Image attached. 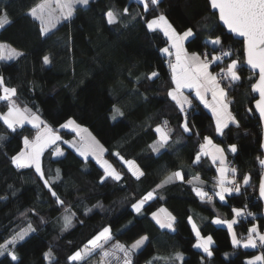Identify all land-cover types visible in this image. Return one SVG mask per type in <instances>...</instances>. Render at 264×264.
<instances>
[{
  "label": "trees",
  "instance_id": "trees-1",
  "mask_svg": "<svg viewBox=\"0 0 264 264\" xmlns=\"http://www.w3.org/2000/svg\"><path fill=\"white\" fill-rule=\"evenodd\" d=\"M41 1L0 0V10L6 9L11 21L0 29V41L26 53L18 60L0 61V75L5 78L6 86L17 89L14 99L19 106L38 110L41 119L64 138L75 136L74 132L59 128L68 118L88 128L106 149L105 158L124 174V179L101 185L99 177L103 170L94 159L84 162L73 148L61 142L57 146L63 145V157L56 158L54 149H47L42 158L45 177L55 176L56 169H60L62 179L54 190L77 216L75 226L61 232L59 218L63 209L55 204L34 168L17 169L10 162L24 147L23 137H34L36 129L25 124L12 132L0 121V135L5 137L0 140V243L10 238L13 230L26 227V222L30 221L37 231L17 249L23 264H70L69 255L83 249L89 239L111 225L113 240L105 245L106 249L117 240L131 244L141 235L150 238L151 242L134 257L135 264H148L154 258H159L155 264H169L166 258L176 251L184 253L186 264H201L204 254L192 246L195 236L187 222L191 215L203 234H211L215 240L214 255L203 264H244L251 256L264 253L262 247L232 248L226 226L211 223L217 215L231 219L232 207L247 205L254 218L240 220L234 226L238 236L246 237L253 223L264 230L263 203L258 196L263 170L257 159L263 157L262 125L253 107L257 97L251 89L257 75L245 66L240 72L241 80L228 90L230 110L239 121V128L230 125L231 131L226 130V136H216L212 112L194 99L188 113L193 132L185 134L178 127L183 114L166 95L171 72L166 59L158 52L166 46V38L161 32L147 31L141 19V16L151 19L164 13L178 32L193 26L200 31V40L195 44L186 42L190 51L203 50L197 45L211 38L208 30H212L213 35L223 33L225 49L235 54L232 58L244 61L242 40L227 33L207 0H162L158 7L150 6L147 13L136 0H92L87 9L78 5L72 19L57 24L47 39L39 37L38 22L26 14ZM124 7L129 8L130 15L117 25H107L104 13L112 9L120 14ZM42 54L50 56V65L42 64ZM153 70L160 73V78L145 79V74ZM113 105L124 112L116 122L108 118ZM7 107L8 102L1 100L0 111H6ZM164 120L174 130L173 143L165 154L157 155L148 146L155 139L153 129ZM197 132L200 135H196ZM203 136H212L224 147L237 144L236 154H226L231 166L238 169V180L242 181L244 174L251 176L246 192L242 188L243 194L226 197L224 202L214 196L213 203L208 204L191 191L193 185L187 181L198 177L204 182L205 190L212 194L218 175L217 166L209 157L193 165ZM177 139L179 143H175ZM115 152L125 159L135 160L145 175L140 180L132 177L122 162L111 155ZM176 170L184 173V182L175 181L161 189L142 214L132 212L131 204L135 199ZM98 201L103 208L92 207ZM160 207L176 216L174 233L160 229L151 219L150 213ZM85 208L92 211L84 215ZM30 209H35L38 215H32ZM40 217L44 218L43 223ZM49 247L53 250L51 262L43 257ZM95 252L94 256L104 259L106 264H116L112 258L103 257L102 250ZM225 253L229 255L225 257ZM0 260L7 264L3 257ZM87 261L84 259L77 264H87Z\"/></svg>",
  "mask_w": 264,
  "mask_h": 264
},
{
  "label": "snow or ice",
  "instance_id": "snow-or-ice-1",
  "mask_svg": "<svg viewBox=\"0 0 264 264\" xmlns=\"http://www.w3.org/2000/svg\"><path fill=\"white\" fill-rule=\"evenodd\" d=\"M55 2L56 8L60 11L59 17L54 15L56 9L52 7L51 0H43L42 3L29 9L28 13H26L31 19L38 22V35L41 39L49 37L52 29L60 19L70 21L78 5L87 9L92 0H55ZM136 2L142 5L143 11L147 13L150 11V6H153V8L158 7L162 0H136ZM207 4L211 10H214L213 15L218 14V20L222 22V27L227 30V33L243 38L244 61L232 58L235 54L225 49L222 39L223 33L213 35L212 30H208L211 38L206 39L203 45H197L203 50L190 51L186 46V42L195 44L200 40V31L193 26L178 32L164 13L155 15L151 19L141 16V19L147 31L152 33L161 32L166 37V46L159 48L158 52L166 59L171 72L170 86L166 95L171 101L175 102L179 112L183 114V120L178 127L185 134L193 132L194 125L190 124L188 113L195 99L203 104L205 108L211 110L215 121V134L220 137L226 136V130L231 131L230 125H234L237 128L240 126L237 118L229 111V102L226 98L229 88L235 82L241 80L240 72L245 66L258 72V79L251 84V89L259 94V99L255 100V111L259 113L260 122L264 123V0H207ZM129 15L128 7H124L120 14L108 9L104 13V19L107 25L112 26L121 23ZM133 20H136V17H133ZM10 23L7 10H0V28ZM25 56V52L19 51L5 43H0V61H14ZM41 61L45 66L51 64L50 56L47 54L41 55ZM215 69H218V71ZM144 78L149 81H155L160 78V73L153 70L146 73ZM185 90H189L190 94L194 92V97L190 99L189 95L185 94ZM0 92H2L0 100L8 102L7 112L0 114V121L6 125L7 129L16 132L18 127L22 128L26 123L31 124L32 128L36 129L34 137H23L24 147L10 158V162L17 169L34 168L35 173L43 181V186L54 198L55 204L63 209L62 216L59 219L62 221L61 232H66L75 226L74 221L77 216L70 207L66 206V201L54 190L56 183L62 179L60 169H56L55 176L45 177V172L41 166V157L45 150L52 148L56 158L63 157L64 152L57 146L58 142H61L74 148L84 162H87L88 158L92 157L103 170L102 175L99 177L101 185L109 181L119 183L124 179V174L118 171L108 159L104 158L106 149L88 128L78 123L76 119L68 118L59 125L60 129L70 130L76 134V139L64 140L55 129L41 119L38 110L33 111L16 103L14 98L17 95V89L6 86L3 75H0ZM209 95L211 97L210 100ZM109 111L110 116L108 118L113 122H116L118 117L124 116V112L115 105ZM248 111L252 112L253 109ZM153 132L155 139L148 147L157 155L165 154L172 146L174 130L168 126V121L164 120L155 126ZM195 134L200 135L198 132ZM4 138L3 135H0V140ZM175 143H179V139ZM260 148L264 149V143L260 144ZM237 152L238 147L235 143L224 147L220 143H214L212 136H203V142L199 143V150L193 158V165L199 164L203 157H209L212 164L217 165L216 172L218 175L215 177L212 195L205 190L203 187L204 182L199 181L198 177L187 181L188 184L193 185L191 191L201 202L212 204L214 196L218 197L219 201L224 202L226 197H232L234 194H243L242 188L246 192L247 186H250L251 176L244 174L242 181L238 180V169L235 166L230 167L227 161L226 153L236 154ZM111 155L117 157L126 167L127 172L136 180H140L145 175L143 169L135 160L125 159L119 152L111 153ZM257 159L260 166L264 168V158L258 156ZM184 180L185 175L181 170L172 172L155 188L135 199L131 204L132 212L136 215L142 214L145 206L157 198V194L161 189L175 181L184 182ZM194 180L198 182L194 183ZM258 195L259 199L264 201V175L259 178ZM92 207L103 208V205L98 201ZM91 211V208H85L83 214L87 215ZM29 212L32 215H38L35 209H30ZM231 212L232 219H222L217 215L211 220V223L213 225L226 226L232 248L255 249L258 246L264 248V230L261 229V226L254 223L251 224L247 229L246 237L243 239L238 236L234 228L240 220L248 217L254 218V214L247 210V205L244 207H232ZM24 215H27V213ZM150 215L160 229H167L172 233L176 231L177 218L167 208L160 207L156 211L151 212ZM40 220L43 223L44 218L40 217ZM79 222L83 223V221ZM187 222L195 236V243L192 246L204 254L201 256V264H203L204 260L213 257L215 240L211 234H203L191 215L187 217ZM26 224V227H19L13 230L10 238L0 243V257H3L7 264H23L17 249L37 231L30 221H27ZM129 224H131V221H129ZM112 240V226H105L87 241L84 249H78L69 255L67 261L70 264H77V262H81L85 257L91 255L94 250L100 249L103 257L112 258L116 264H135L134 257L146 244L151 242L147 235H141L134 239L131 244L117 240L111 244V248L106 249L105 245ZM224 255L227 257L229 254L225 253ZM43 257L50 262L53 260L51 247L43 253ZM156 259L159 258L148 261V264H155ZM166 259L169 264H186L182 251H176ZM0 264H4V261L0 260ZM244 264H264V253L251 256L244 261Z\"/></svg>",
  "mask_w": 264,
  "mask_h": 264
},
{
  "label": "rangeland",
  "instance_id": "rangeland-1",
  "mask_svg": "<svg viewBox=\"0 0 264 264\" xmlns=\"http://www.w3.org/2000/svg\"><path fill=\"white\" fill-rule=\"evenodd\" d=\"M52 2V1H51ZM57 14H59V13H57ZM8 18H9V16H8ZM9 20H10V18H9ZM1 29V28H0ZM0 43H5V44H7V45H10V44H8V43H6V42H1L0 41ZM11 46V45H10ZM229 111H231L230 110V102H229ZM0 114H2V113H0ZM26 124H28V123H26ZM31 125V124H30ZM84 126V125H83ZM85 127V126H84ZM70 131V130H69ZM58 132V134L59 135H61V133L59 132V131H57ZM62 136V135H61ZM63 137V136H62ZM63 139L64 140H74V139H76V134H75V136L74 137H71V138H64L63 137ZM214 143H217V142H215L214 141ZM58 144H60V142H58ZM65 144V143H64ZM67 146H69L68 144H66ZM222 146V145H221ZM70 147V146H69ZM59 148L62 150V151H64V147H63V145H59ZM74 149V148H73ZM47 150V149H46ZM45 150V151H46ZM75 150V149H74ZM65 152V151H64ZM42 158H43V155H42V157H41V166H42ZM104 158H105V155H104ZM105 159H107V158H105ZM227 161H228V159H227ZM230 165V167H231V163H229ZM217 166V165H216ZM232 219V218H231ZM222 226H225V225H222ZM84 249V248H83ZM82 250V249H81ZM96 250H98V249H96ZM96 250H94L93 252H92V254L91 255H89V256H87V257H85L84 259H88V261H87V264H106V262L104 261V259H102V258H97V257H95L94 256V254L96 253L95 251Z\"/></svg>",
  "mask_w": 264,
  "mask_h": 264
},
{
  "label": "water",
  "instance_id": "water-1",
  "mask_svg": "<svg viewBox=\"0 0 264 264\" xmlns=\"http://www.w3.org/2000/svg\"><path fill=\"white\" fill-rule=\"evenodd\" d=\"M212 11H214V10H212ZM220 24L222 25V22H220ZM227 31V30H226ZM232 36H233V38H235V39H237V40H243V38L242 37H240V38H238V37H235L234 36V34H231ZM244 60H245V57H244ZM246 68L249 70V71H251L252 73H254V74H256L257 75V78L256 79H258V72L257 71H253V70H251V69H249L247 66H246ZM253 92V91H252ZM255 95H256V100L257 99H259V94L258 93H256V92H253ZM253 107H254V110H255V102H254V104H253ZM256 112V114L258 115V117H259V113L257 112V111H255ZM261 125H262V136H263V143H264V123H262L261 122ZM262 152L264 153V149H262ZM262 158H264V155H263V157ZM261 167V166H260ZM262 168V167H261ZM262 170H263V173H262V175H264V168H262ZM259 196V195H258ZM262 203H263V211H262V215L264 216V201H262Z\"/></svg>",
  "mask_w": 264,
  "mask_h": 264
},
{
  "label": "crops",
  "instance_id": "crops-1",
  "mask_svg": "<svg viewBox=\"0 0 264 264\" xmlns=\"http://www.w3.org/2000/svg\"><path fill=\"white\" fill-rule=\"evenodd\" d=\"M51 1H52V7H53L54 9H56V11L54 12V15H56L57 17H59V16H60V11H59V9L56 8V2H55V0H51ZM42 2H43V0H42L41 2H39L38 4H40V3H42ZM38 4H37V5H38ZM37 5H36V6H37ZM57 13H59V14H57ZM61 21H63V19H60L59 22H58L57 24H59ZM57 24H56V25H57ZM55 27H56V26H55ZM55 27H54V28H55ZM54 28H53V29H54ZM53 29H52V30H53ZM165 38H166V37H165ZM185 94H186V95H189V98H190V99H192V98L194 97V92H192L191 95H190L189 90H185ZM210 99H211V97H210V95H209V100H210ZM226 99H227L228 102H230L228 98H226ZM0 101H1V100H0ZM193 101H194V100H193ZM207 109H208L209 111H211L209 108H207ZM6 112H7V110H6V111H3V112L0 111V113H6ZM230 112H231V111H230ZM231 113H232V112H231ZM232 115H233V114H232ZM29 125H30V124H29ZM31 126H32V125H31ZM63 152H64V151H63ZM89 158H92V157H89ZM92 159H93V158H92ZM210 160H211V159H210ZM198 180H199V179H198ZM195 181H196V180H195ZM199 181H200V180H199ZM197 182H198V181H197Z\"/></svg>",
  "mask_w": 264,
  "mask_h": 264
},
{
  "label": "built area",
  "instance_id": "built-area-1",
  "mask_svg": "<svg viewBox=\"0 0 264 264\" xmlns=\"http://www.w3.org/2000/svg\"><path fill=\"white\" fill-rule=\"evenodd\" d=\"M216 71H218V69H216ZM230 163H231V162H230ZM210 195H212V194H210ZM257 248L260 249V246H258Z\"/></svg>",
  "mask_w": 264,
  "mask_h": 264
}]
</instances>
